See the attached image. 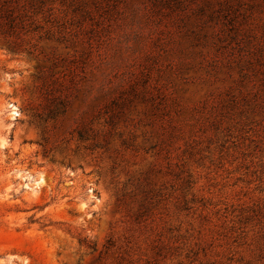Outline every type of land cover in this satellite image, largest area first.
Segmentation results:
<instances>
[{"label": "rangeland", "instance_id": "1", "mask_svg": "<svg viewBox=\"0 0 264 264\" xmlns=\"http://www.w3.org/2000/svg\"><path fill=\"white\" fill-rule=\"evenodd\" d=\"M0 4V264H264V0Z\"/></svg>", "mask_w": 264, "mask_h": 264}, {"label": "trees", "instance_id": "2", "mask_svg": "<svg viewBox=\"0 0 264 264\" xmlns=\"http://www.w3.org/2000/svg\"><path fill=\"white\" fill-rule=\"evenodd\" d=\"M2 2H3L4 4H7V1H6V0H0V4H1Z\"/></svg>", "mask_w": 264, "mask_h": 264}]
</instances>
